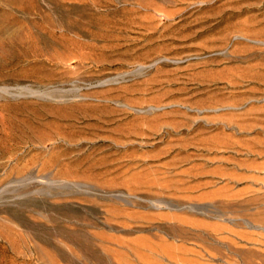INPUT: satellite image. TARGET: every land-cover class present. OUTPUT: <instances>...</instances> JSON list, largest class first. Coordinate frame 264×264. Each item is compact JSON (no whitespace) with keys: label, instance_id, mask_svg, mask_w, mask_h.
I'll return each instance as SVG.
<instances>
[{"label":"rangeland","instance_id":"1","mask_svg":"<svg viewBox=\"0 0 264 264\" xmlns=\"http://www.w3.org/2000/svg\"><path fill=\"white\" fill-rule=\"evenodd\" d=\"M0 264H264V0H0Z\"/></svg>","mask_w":264,"mask_h":264},{"label":"bare ground","instance_id":"2","mask_svg":"<svg viewBox=\"0 0 264 264\" xmlns=\"http://www.w3.org/2000/svg\"><path fill=\"white\" fill-rule=\"evenodd\" d=\"M68 29L71 30V28H67L66 30H68ZM69 30H68V31H69Z\"/></svg>","mask_w":264,"mask_h":264}]
</instances>
